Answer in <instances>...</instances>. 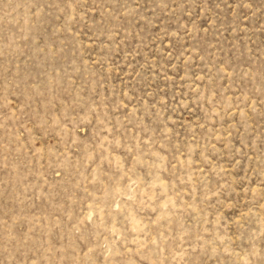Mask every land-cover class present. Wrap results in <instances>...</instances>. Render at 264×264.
<instances>
[{
	"label": "rangeland",
	"instance_id": "rangeland-1",
	"mask_svg": "<svg viewBox=\"0 0 264 264\" xmlns=\"http://www.w3.org/2000/svg\"><path fill=\"white\" fill-rule=\"evenodd\" d=\"M0 264H264V0H0Z\"/></svg>",
	"mask_w": 264,
	"mask_h": 264
}]
</instances>
